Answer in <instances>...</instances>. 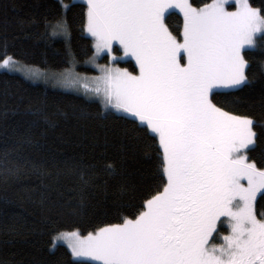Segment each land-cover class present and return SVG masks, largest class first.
Returning a JSON list of instances; mask_svg holds the SVG:
<instances>
[{
  "label": "snow or ice",
  "instance_id": "obj_1",
  "mask_svg": "<svg viewBox=\"0 0 264 264\" xmlns=\"http://www.w3.org/2000/svg\"><path fill=\"white\" fill-rule=\"evenodd\" d=\"M176 9L182 37L169 27ZM85 17L94 38L90 62L101 73L91 78L90 94L102 98L105 111L129 114L155 147L162 175L122 223L57 237L72 256L99 264H264V210L257 208L264 157L258 165L248 155L253 119L227 110L233 93L250 83L246 50L264 46V8L250 0L201 7L189 0H86ZM48 27L67 34L64 16ZM114 46L135 58L138 74L115 66ZM109 56L113 65L97 63ZM19 63L5 54L0 67ZM61 76L67 80L71 70Z\"/></svg>",
  "mask_w": 264,
  "mask_h": 264
},
{
  "label": "trees",
  "instance_id": "obj_2",
  "mask_svg": "<svg viewBox=\"0 0 264 264\" xmlns=\"http://www.w3.org/2000/svg\"><path fill=\"white\" fill-rule=\"evenodd\" d=\"M190 2L201 7L211 0ZM250 2L264 8V0ZM175 11L169 27L181 35L183 14ZM85 13L80 0H0V59L7 54L52 71H95L87 64L95 48ZM60 16L67 34L48 27ZM245 58L250 83L233 93L227 110L253 119L256 138L248 155L259 165L264 46L246 50ZM119 63L136 72L131 59ZM126 117L83 93L0 70V264H99L75 258L53 240L65 230L87 234L122 223L160 183L155 147ZM257 208L264 210L260 194Z\"/></svg>",
  "mask_w": 264,
  "mask_h": 264
},
{
  "label": "rangeland",
  "instance_id": "obj_3",
  "mask_svg": "<svg viewBox=\"0 0 264 264\" xmlns=\"http://www.w3.org/2000/svg\"><path fill=\"white\" fill-rule=\"evenodd\" d=\"M80 1L86 2V0H80ZM189 2H190V0H189ZM209 3H211V2H209ZM233 3H235L236 6H238L239 0H229V4L230 5L233 4ZM176 10L180 11L179 9H176ZM229 10H234V8L233 7H229ZM87 34H89V33L87 32ZM178 36L182 37V32H181V35H178ZM112 55H115L118 58L117 61L115 62V66H117L119 68H122V69H127L129 72H132L133 74H138L139 68H138V65H137L134 57L124 56L122 51L116 52L115 51V46H114V51H113ZM15 59L18 60L20 63L16 64L14 67H10V68L0 67V70H7V71H11V72L20 73V74L26 76L27 78H29V79H31L33 81L50 82L51 84H53V85H55L57 87H60V88H63V89H67V90H71V91L80 92V93H83V94H85V95H87L89 97L96 98V99L100 100L101 103L103 104V101H102L101 97H98V96L90 94L91 87L93 86L91 78L95 77V76H99L101 74L99 69L97 68L96 64L90 62V59L87 61V64L92 66L93 68H95V71H91V72L79 71L75 67H70V68H67V69L62 70V71H52L50 69H45V68H42V67H39V66L29 65V64L23 63L22 61H20L17 58H15ZM126 59H131L134 62V65L136 66V72L132 71V69L129 66L121 65L119 63V61L126 60ZM0 60H2V59H0ZM97 63L98 64L113 65V61L111 59V56H109L108 59H106V60H104L102 58H98ZM69 69L71 70L72 76H70L66 80V79H64L61 76V74L64 73L65 75H67V70H69ZM76 74H79V75L76 76ZM73 78H75L77 80L76 83H72L71 82V79H73ZM84 83H88L89 84V89L86 90L83 87ZM112 109H114V108H112ZM114 110H116V109H114ZM116 111L119 112V113H122V114L129 115V114L124 113L122 111H118V110H116ZM250 146H252V145H250ZM68 231H73V230H65V231H61L59 233L68 232ZM222 234H227V231L226 232H222ZM81 235H86V234L81 233ZM217 242H221V241H217ZM58 243H63V244H66L68 246V242L66 240L58 238L57 234H56L54 236L53 245H57ZM75 258L86 259V260H90L91 261V258H88V257H75ZM96 263H99V262H96Z\"/></svg>",
  "mask_w": 264,
  "mask_h": 264
},
{
  "label": "flooded vegetation",
  "instance_id": "obj_4",
  "mask_svg": "<svg viewBox=\"0 0 264 264\" xmlns=\"http://www.w3.org/2000/svg\"><path fill=\"white\" fill-rule=\"evenodd\" d=\"M258 194H259V193H258ZM258 194H257V195H258ZM221 231H222V230H221ZM222 232H223V231H222Z\"/></svg>",
  "mask_w": 264,
  "mask_h": 264
}]
</instances>
